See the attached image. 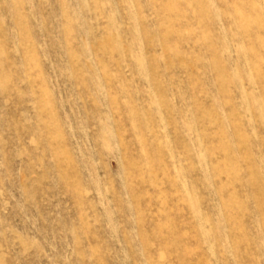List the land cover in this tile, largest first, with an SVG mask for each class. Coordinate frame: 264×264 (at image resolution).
Returning a JSON list of instances; mask_svg holds the SVG:
<instances>
[{"label": "rangeland", "instance_id": "1", "mask_svg": "<svg viewBox=\"0 0 264 264\" xmlns=\"http://www.w3.org/2000/svg\"><path fill=\"white\" fill-rule=\"evenodd\" d=\"M0 264H264V0H0Z\"/></svg>", "mask_w": 264, "mask_h": 264}]
</instances>
